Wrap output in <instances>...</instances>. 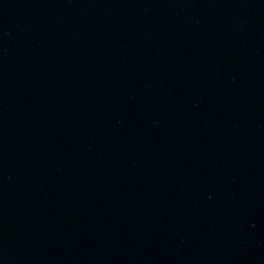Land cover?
I'll return each mask as SVG.
<instances>
[{"label":"water","instance_id":"95a60500","mask_svg":"<svg viewBox=\"0 0 264 264\" xmlns=\"http://www.w3.org/2000/svg\"><path fill=\"white\" fill-rule=\"evenodd\" d=\"M0 264H264V0H0Z\"/></svg>","mask_w":264,"mask_h":264}]
</instances>
